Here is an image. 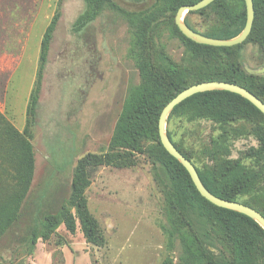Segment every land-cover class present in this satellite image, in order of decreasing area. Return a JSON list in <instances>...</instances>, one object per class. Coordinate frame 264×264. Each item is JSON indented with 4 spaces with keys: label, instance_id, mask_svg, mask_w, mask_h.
Returning <instances> with one entry per match:
<instances>
[{
    "label": "rangeland",
    "instance_id": "1",
    "mask_svg": "<svg viewBox=\"0 0 264 264\" xmlns=\"http://www.w3.org/2000/svg\"><path fill=\"white\" fill-rule=\"evenodd\" d=\"M111 1L116 8L106 5L94 21L75 31L74 22L86 3L61 0L32 127V186L20 220L0 240V264H178L180 250L167 249L162 228L164 194L158 166L138 154L132 166H98L89 172L91 184L85 195L105 245L87 244L79 228L70 234L63 225L48 241L39 239L31 253L20 244L34 222L66 204L78 159L107 151L123 103L140 82L131 56L135 29L125 13L148 12L156 0ZM224 1L236 14L238 0ZM57 4L58 0H0V114L19 131L26 124L41 40ZM174 18L159 15L151 25L140 23V27H146L150 47L185 65L189 56L174 29ZM187 22L207 34L225 23L214 7L190 14ZM240 63L247 74L264 78V49L254 42L244 43ZM170 121L176 145L200 169L214 161L244 158L257 147L253 128L264 123L256 117L217 124L184 110ZM261 173V182L242 201L264 204V168ZM13 175L12 163L0 157V198L14 189ZM250 230L255 236V264H263L264 240L257 229ZM213 240L218 254L232 260V245L224 232L215 231Z\"/></svg>",
    "mask_w": 264,
    "mask_h": 264
},
{
    "label": "trees",
    "instance_id": "2",
    "mask_svg": "<svg viewBox=\"0 0 264 264\" xmlns=\"http://www.w3.org/2000/svg\"><path fill=\"white\" fill-rule=\"evenodd\" d=\"M86 10L74 22L75 31H80L94 21L108 5L116 8L111 0H84ZM201 0H156L151 9L139 13H125L134 30L131 56L136 62L140 82L128 93L117 118L107 151L101 154L88 153L78 159L71 180V192L65 205L55 213L45 214L28 229L21 246L31 253L39 239L48 241L63 225L70 234L79 228L85 242L96 247L105 245V236L97 219L88 207L85 195L91 181L89 172L98 166L124 168L134 165L135 155H143L158 166V178L164 194V217L162 225L167 240V249L179 248L178 264H255L253 249L254 227L264 240V230L252 219L240 213L219 208L204 199L194 186L182 164L170 156L160 143L158 132L159 116L164 106L185 88L205 81H225L238 84L264 102V78L247 74L242 69L240 55L247 41L264 49V0H253L254 22L247 39L232 47L201 45L178 34L189 63L180 65L172 61L164 50H154L146 40L147 29L140 23L151 25L159 15H175L184 5ZM61 0L43 34L38 69L26 108V124L17 130L0 114V157L12 163L14 189L0 198V240L8 236L21 218L32 186L35 156L32 127L37 118L44 71L48 61L54 31L61 17ZM220 11L224 24L215 32L202 35L231 39L243 30L246 22L244 0H238L236 14L231 13L224 0H215L207 7ZM186 14L184 22L190 14ZM192 30L196 31L192 27ZM150 29V28H149ZM198 32V31H196ZM200 33V32H198ZM184 110L192 117L227 124L250 120L264 115L243 97L223 90L197 93L178 104L167 119V135L177 150L189 161L174 140L170 119ZM257 147H252L244 158L214 161L200 169L193 161L202 184L213 195L230 201L240 202L254 208L264 216V204L252 200L242 201V196L251 193L261 182L264 168V123L253 128ZM218 145L220 142L215 141ZM222 144H220L221 146ZM221 230L232 245V260L218 254L213 240L215 231ZM220 252V251H219ZM264 256V248L261 251ZM264 264V263H263Z\"/></svg>",
    "mask_w": 264,
    "mask_h": 264
},
{
    "label": "water",
    "instance_id": "3",
    "mask_svg": "<svg viewBox=\"0 0 264 264\" xmlns=\"http://www.w3.org/2000/svg\"><path fill=\"white\" fill-rule=\"evenodd\" d=\"M215 0H201L192 5L181 6L175 14L174 22L180 33L186 38L190 39L201 45H207L212 47H232L243 43L249 36L253 22H254V4L253 0H244L246 7V22L243 30L236 37L231 39H217L211 38L201 33L192 30L184 22V15L190 11H197L210 5ZM223 90L234 94H237L244 99L248 100L254 107H256L264 115V102L255 96L252 92L246 88L225 81H205L191 85L181 92H179L174 98H172L162 109L159 121H158V132L160 143L166 150V152L174 159L179 161L185 170L188 172L194 186L196 187L199 194L206 199L208 202L219 208L231 210L246 217L254 220L264 230V216L257 210L240 202L225 200L213 195L209 192L202 184L200 177L197 173L195 166L185 156H183L174 144L169 139L166 132L167 118L171 111L185 99L206 91Z\"/></svg>",
    "mask_w": 264,
    "mask_h": 264
},
{
    "label": "bare ground",
    "instance_id": "4",
    "mask_svg": "<svg viewBox=\"0 0 264 264\" xmlns=\"http://www.w3.org/2000/svg\"><path fill=\"white\" fill-rule=\"evenodd\" d=\"M184 18V17H183Z\"/></svg>",
    "mask_w": 264,
    "mask_h": 264
}]
</instances>
